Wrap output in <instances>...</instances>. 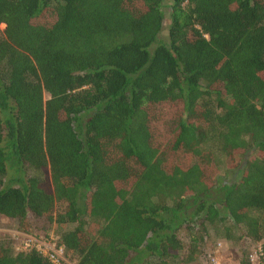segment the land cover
<instances>
[{
  "label": "trees",
  "instance_id": "1",
  "mask_svg": "<svg viewBox=\"0 0 264 264\" xmlns=\"http://www.w3.org/2000/svg\"><path fill=\"white\" fill-rule=\"evenodd\" d=\"M0 25L16 231L53 229L75 264L264 239V0H0ZM0 264L51 263L0 239Z\"/></svg>",
  "mask_w": 264,
  "mask_h": 264
},
{
  "label": "rangeland",
  "instance_id": "2",
  "mask_svg": "<svg viewBox=\"0 0 264 264\" xmlns=\"http://www.w3.org/2000/svg\"><path fill=\"white\" fill-rule=\"evenodd\" d=\"M0 28H2V25H0ZM45 96L46 94H44V97ZM222 173L223 171L219 170L217 176H222ZM12 175V169L8 168L7 174L4 178L5 183L12 178ZM16 184V181H12V185ZM230 231L234 237L230 242L225 241V239L220 237L221 232H211L212 235L207 242L204 254L200 255L199 259H197L195 263L197 264L198 262L199 264H208L209 256L215 254V257L221 264H249L248 255L252 253L257 246H262L264 239L259 242H251L246 238H241L239 240V230L233 227ZM17 233L19 232L13 228L11 220L7 217L0 216V239L8 240L11 248L14 250H17L16 247L21 246L23 241L22 238H20L21 236L16 237L15 234ZM30 236L41 240H50L51 238L56 239V237H58L53 229H50L47 234H44L43 231L38 230L37 228L33 230V234ZM217 243L220 244L218 247L216 245ZM64 260L66 261V264H75V259L73 257L69 258L68 256H64Z\"/></svg>",
  "mask_w": 264,
  "mask_h": 264
},
{
  "label": "built area",
  "instance_id": "3",
  "mask_svg": "<svg viewBox=\"0 0 264 264\" xmlns=\"http://www.w3.org/2000/svg\"><path fill=\"white\" fill-rule=\"evenodd\" d=\"M15 235L16 237L21 236L20 238L23 240L22 245L16 247L17 250L31 247L45 257L51 264H66V261L64 260L63 246L58 243V237H56V239L51 238L50 240H41L20 232ZM216 245L218 247L220 244L217 243ZM248 261L249 264H264L261 246H257L256 249L248 255ZM208 264L221 263H219L215 254H213L212 256H209Z\"/></svg>",
  "mask_w": 264,
  "mask_h": 264
}]
</instances>
